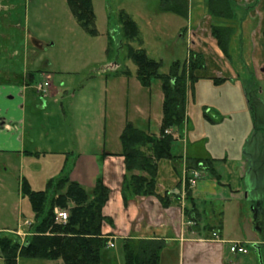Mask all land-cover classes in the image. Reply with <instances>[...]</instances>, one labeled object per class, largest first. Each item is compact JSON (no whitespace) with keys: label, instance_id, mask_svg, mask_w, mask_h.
<instances>
[{"label":"crops","instance_id":"0c3cea01","mask_svg":"<svg viewBox=\"0 0 264 264\" xmlns=\"http://www.w3.org/2000/svg\"><path fill=\"white\" fill-rule=\"evenodd\" d=\"M162 1L91 0L98 32L95 38H99L101 42H106L109 33L114 34V30L108 32V11L123 9L138 26L141 42L136 44L139 47L150 37L156 43L176 38L173 42L175 46L180 40L185 44L186 57L191 52L203 56L204 68L194 71L196 80L193 83L189 81L186 88L184 122L179 130L170 129L176 139L173 152L180 158L160 159L157 162L155 193L162 196L169 192L176 195V199H172L167 207H162L155 196L135 197L124 205L120 187L126 172L123 157L116 155L121 151V145L116 142L114 148L101 153L78 151L72 155L69 161V178L88 190L101 179L111 190L102 213L112 219L113 226L104 223L101 231L112 240L114 246L107 247L103 253L104 264H122L116 253L107 252L116 251L118 241L124 238L164 240L160 264H243L238 258L240 253L229 250L230 244L226 242L228 239L241 241L248 246L257 244L258 249L252 251L259 261L260 250L264 246L263 214L260 218L255 213V207H252L253 212H246L245 206L252 202L259 204L255 202L254 186L250 181L257 180L258 183L259 174L264 175V0H231L232 20L209 15L207 0H174L175 6L182 5L185 17L161 11ZM13 6L14 3L4 6V10L13 9ZM1 7L0 0V10ZM213 24L232 26L228 44L229 59L218 48L211 35ZM1 25L0 22V27ZM7 26L21 28L22 23L18 21L11 25L8 22L5 23V27ZM109 26L112 29L114 25ZM1 36L6 37V34L0 33ZM102 50L107 56L106 48ZM12 55V65H16L15 61L19 62L18 72H11V65L4 68L8 72L0 68V101L10 94L14 96L9 104L10 109L4 110V104L0 108V148L3 149L5 142L12 140L17 145L15 152L23 158L26 153L23 147V106L36 73L41 74L44 80L47 96H54L57 89L53 85L51 72L46 68L49 67V62L44 64V68H40L39 58L34 57L31 49H24L19 56L16 51ZM105 65L110 72L105 81L110 84L112 93L115 92L104 101L105 106L107 103L110 107L115 105L111 109L112 114H117V120L109 121L115 132L114 139L119 138L127 122L157 134L162 119L161 84L156 89H152L153 85L143 87L131 70L129 75L115 74V62L109 64L107 60ZM226 84L234 89L221 91L217 97L212 96L216 95V87L221 86L222 89ZM122 90L125 92L120 95ZM232 91L236 94V100L233 99ZM226 92H230V97ZM248 93L255 96L252 100L257 112L255 120L253 107L251 108L247 98ZM238 114L240 119H237ZM110 116L105 111L101 115L103 125L100 123V131L103 130V134L106 127L104 123L108 122ZM255 123L258 126L256 129ZM242 127L244 133L241 134ZM252 130L256 134L250 138ZM185 158L216 159L214 164L220 175L216 179L208 175L207 171H201L200 179L190 187V199L196 212L192 219L183 213L184 208L188 207L183 180L191 174V170L185 167ZM262 181L260 183L263 187L264 178ZM19 209L20 207L15 215L17 221L23 215ZM18 227L19 224L5 230L10 232ZM212 233H216L218 238ZM242 235L245 238H239ZM250 252L249 250L244 255ZM20 259H17V264H20ZM25 264L64 263L57 259L42 260L41 263L30 260Z\"/></svg>","mask_w":264,"mask_h":264},{"label":"rangeland","instance_id":"374dc122","mask_svg":"<svg viewBox=\"0 0 264 264\" xmlns=\"http://www.w3.org/2000/svg\"><path fill=\"white\" fill-rule=\"evenodd\" d=\"M12 2L14 8L4 10V6L13 4ZM1 5L0 33L6 34V37H0V68L3 70L11 65L13 67L10 69L11 72H18L19 62L15 61L16 65H12V54L16 51L19 56L24 49L27 51L31 49L34 57L39 58L40 68H44L46 62L50 63L46 68L51 72L53 85L57 89L54 96H47L44 91V80L41 74L36 73L23 106L25 157L18 156L15 152L17 145L12 140L6 141L3 149L0 148V236H9L11 233L5 228L12 229L19 224L18 228L27 232L29 227L25 225V219L31 218L35 222L29 201L21 192L23 179L27 180L34 190L45 189L47 182L56 178L64 164L69 163L72 155L78 151L101 153L103 150L114 148L115 142L120 145L119 138L114 139L115 132L109 124V121L117 120V114H112L114 102L111 104L112 107L109 103L105 106L104 102L109 96L115 94V92L112 93L110 84L105 81L106 75H110L105 64L107 60L109 64L115 62L116 71L128 69L135 75L136 65L127 58L126 46L119 45L116 26L111 29L114 30L112 31L114 32L113 41L107 39L105 43L101 42L99 38L90 36L78 24L66 0H1ZM18 21L22 23L21 28L5 27V23L9 22L12 25ZM24 21H26L25 25ZM25 35H27L26 39ZM176 40V38H169L166 42L156 43V40L150 37L142 47H139L136 41L129 43L134 48L144 49L146 54L155 61H160L159 72L167 73L173 61L182 62L185 58L187 59L185 44L180 40L175 46L173 42ZM107 47L109 51L105 56L102 49ZM4 71L8 72L5 69ZM159 83L158 79H154L151 84V87L154 86L152 89H156ZM220 87L214 89L216 95H212L213 97H217L221 91L234 89L228 84L222 89ZM124 92L125 90H122L120 95ZM232 94L233 99L236 100V94L233 91ZM226 95L230 97L231 94L226 92ZM10 96L13 95L10 94ZM10 96L0 101V108L4 104V110L10 109L9 104L14 98ZM257 110L260 112L259 107ZM103 111L111 115L108 122L104 123L106 124L104 134L103 130L100 131V123L103 125L101 117ZM237 119H240L239 114ZM243 131L244 127L241 129V134ZM254 134L256 133L252 130L250 138H253ZM263 178V173H260L258 183L257 180L250 181L254 186L255 202L259 204L245 202V210L251 213L253 212L252 207H255V213L260 218L263 214L264 219V186H261ZM19 207L23 215L17 221L15 215ZM15 230L10 232L14 233ZM19 237H23V241L26 238L22 234ZM239 238L245 237L242 235ZM247 247L251 252L248 255L240 254L238 256L240 261L243 264H264V246L260 250L261 262L257 261L252 247ZM116 251L107 253H116L118 260L123 263L122 251L118 245ZM30 260L41 263L45 259L21 258L20 264H25Z\"/></svg>","mask_w":264,"mask_h":264},{"label":"trees","instance_id":"16d2710c","mask_svg":"<svg viewBox=\"0 0 264 264\" xmlns=\"http://www.w3.org/2000/svg\"><path fill=\"white\" fill-rule=\"evenodd\" d=\"M67 5L78 24L90 35L96 36L95 14L91 0H66ZM174 0H163L161 11L173 12L185 17L182 5H174ZM186 3L184 2V7ZM180 6V7H179ZM208 14L215 18L232 20L231 0H207ZM108 32L114 24L118 30L120 46H126V56L136 65V78L143 87H149L154 79L160 81L163 93L162 119L158 133L136 127L127 122L119 135L121 151L126 174L120 187L123 204L135 197L155 196L162 207H167L176 199V195L165 192L162 196L155 193L157 162L160 159L177 160L180 158L173 152L176 139L169 129L179 130L185 119L186 88L188 82L196 80L194 71L204 68L203 56L191 52L182 62L173 61L167 73H160V61L150 58L144 49L134 48L129 42H141L140 32L136 22L123 9L116 12L108 11ZM211 35L215 38L218 48L229 59L228 44L232 33L231 25L211 26ZM108 40H112L109 33ZM109 44V43H108ZM109 51V47L106 48ZM129 75V70L116 71L115 74ZM253 111L254 95H247ZM258 126L255 123L254 128ZM111 153H103L110 155ZM216 159L185 158L187 170L207 171L208 175L219 179ZM70 162L64 165L60 174L47 182L45 189L34 190L27 180L21 183V192L27 197L34 224L30 227L31 234L22 243L11 233L0 236V258L2 264H17L19 258H38L45 260L61 259L64 264H104V252L108 238L102 234L104 223L113 226L110 217L103 215L102 208L109 199L110 189L97 180L93 188L86 189L69 178ZM137 172V173H136ZM185 207L183 213L193 218L195 207L190 199V188L185 186ZM68 212L65 223L56 221L54 209ZM122 251V264H160V254L165 246L162 239H132L124 238L118 241Z\"/></svg>","mask_w":264,"mask_h":264},{"label":"built area","instance_id":"2783aa9c","mask_svg":"<svg viewBox=\"0 0 264 264\" xmlns=\"http://www.w3.org/2000/svg\"><path fill=\"white\" fill-rule=\"evenodd\" d=\"M166 132H168V131H166ZM191 174L192 175L187 180V183L190 186H193V185L196 184V181L199 178V175L200 174L196 170L192 171ZM54 212H55V219H56V221L61 222V223H65L66 222V220L68 218V213H67L66 210H62V209H57L56 208ZM25 224L30 225V221H26ZM16 233L19 234V235L21 234L20 231H17ZM108 246L113 247V243L109 242L108 243ZM230 251H232V252H240V253L244 254V253L247 252V249L240 242L233 241L232 242V245L230 246Z\"/></svg>","mask_w":264,"mask_h":264},{"label":"water","instance_id":"95a60500","mask_svg":"<svg viewBox=\"0 0 264 264\" xmlns=\"http://www.w3.org/2000/svg\"><path fill=\"white\" fill-rule=\"evenodd\" d=\"M252 247L254 248V250L258 249V246L256 244H253ZM259 261L261 262V256L259 255Z\"/></svg>","mask_w":264,"mask_h":264}]
</instances>
